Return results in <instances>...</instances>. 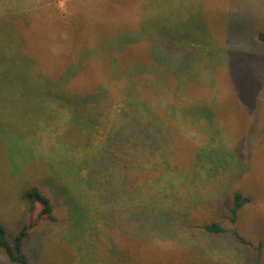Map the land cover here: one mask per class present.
<instances>
[{
    "label": "rangeland",
    "instance_id": "374dc122",
    "mask_svg": "<svg viewBox=\"0 0 264 264\" xmlns=\"http://www.w3.org/2000/svg\"><path fill=\"white\" fill-rule=\"evenodd\" d=\"M68 1L46 0L37 11L0 14V225L10 235L20 231L31 205L30 198L22 199L24 192L39 188L54 211L25 242L32 264H264V44L256 40L264 31V0ZM139 10L145 12V34L198 53L158 45L163 60L179 59V66L191 70L196 87L185 99L191 117L175 123L179 137L172 159L156 153L141 170L144 178L158 176L162 198L170 202L161 220L147 222L143 210L140 222H116V215L114 222H102L87 207L92 191L76 184L85 160L96 155L77 144L42 143L20 132L42 124L51 128L50 118L38 111L45 98L39 86L45 79H65L70 70V79L74 76L66 85L100 99L92 111L94 147L108 142L134 95L133 82L139 94L155 91L146 89L153 76L133 71L152 64L154 44L130 42L124 57L115 48L95 55L127 32L136 36ZM207 50L217 51L219 59L199 58H208ZM59 111L61 121L73 122ZM18 154L22 167L15 162ZM236 192L250 202L233 225L227 216ZM174 195L180 201L172 204ZM211 223L227 231L206 232ZM0 264L15 263L0 254Z\"/></svg>",
    "mask_w": 264,
    "mask_h": 264
},
{
    "label": "trees",
    "instance_id": "16d2710c",
    "mask_svg": "<svg viewBox=\"0 0 264 264\" xmlns=\"http://www.w3.org/2000/svg\"><path fill=\"white\" fill-rule=\"evenodd\" d=\"M72 24L75 22L72 21ZM141 26L137 27L136 36H131L130 32H127L123 36L112 39L110 44H103L101 51L95 54L111 52L115 48V50L123 53L121 56H125L129 52L127 45L133 41L140 42V44L155 45V48L149 49V54L153 56V58L150 57L152 64L145 63L144 65L133 66L134 72L147 73V75L153 76L155 82H152L153 84L146 89L148 91L155 89L154 94L150 92L149 94L137 93L133 82L131 87L133 89L130 93L134 95L129 99V104H125L122 108L120 120L110 133L108 142L100 143L94 147L92 135L94 124L91 122L95 121L97 117L92 115V111L97 108L100 99L85 97L79 91L66 85L64 82L71 81L74 76L72 74L70 79V70L65 72V79H45L44 83L39 86L40 90L44 92L45 98L39 105L38 111L50 118L51 128H46L42 124L36 131L33 129L32 131L20 132V136L30 137L42 143L54 141L56 143L77 144L82 146L87 153L90 151L96 155L92 160H85L86 170L81 169L82 180H78L76 184L88 188L89 192L92 191L91 195H87V198L92 201L87 207H92V211L97 214V218L102 222H114L115 215L116 222H123V220L128 222L130 221L129 218L133 222H140L143 210L147 211V222H158V218L159 221L161 220L160 214L167 212L166 208L170 202L168 198H162L161 193L163 191L159 190L158 179H155L158 176L152 178L154 180H151V177L144 178L142 177L144 175H141V170L145 168L143 167L144 161L156 153L160 156L155 157H162L164 161L172 159L177 137H179L178 127L175 123H186L187 119L191 117L188 112V103L185 102L186 96L192 93L191 87H196L189 77L191 70L188 66H179L182 62L179 59L168 57L167 60H163L161 58L162 51L158 45L167 42L166 44L175 50L188 51L187 53L191 52L195 56L198 53L191 48H179L180 46L171 43L172 41H167L164 37L154 38L149 32L147 35L141 30ZM139 34L142 36L140 37ZM256 40L264 44V31L257 34ZM78 46L76 44V48H79ZM83 47L86 46L83 45ZM203 52L208 58L204 55L199 58L215 62L220 57L217 56V51L216 55L214 54V50ZM77 64L79 65V63ZM173 75L175 79L172 77ZM174 81L173 97L169 99L167 93H170V84ZM180 92L184 94L181 95ZM48 105L51 107H47ZM59 110L72 115L73 122L61 121L56 116L61 114ZM47 112H50V115ZM82 118L89 121L85 122L81 120ZM25 132L30 133L24 134ZM162 147L166 149L162 150ZM16 158L17 161L15 160V162L22 167V155L18 154ZM168 173L174 174L171 170ZM93 176L95 179H92ZM142 179L144 181L140 182ZM170 187L176 189L173 184ZM176 196L174 195L175 201L172 204L180 201V197L176 199ZM22 199H28L31 202L27 211V222L20 231L13 235L8 234L5 227L0 225V254H3L11 263L32 264L25 253V242L32 235L31 233L51 219L54 205L42 194L39 188L25 191ZM249 202V197L240 192L235 193L234 203L227 216L233 225L236 224L239 209ZM173 216L175 218L173 221L177 222L174 212ZM204 229L206 232L214 234L227 231L220 223L208 224ZM234 233L243 243L252 245L237 232Z\"/></svg>",
    "mask_w": 264,
    "mask_h": 264
},
{
    "label": "crops",
    "instance_id": "0c3cea01",
    "mask_svg": "<svg viewBox=\"0 0 264 264\" xmlns=\"http://www.w3.org/2000/svg\"><path fill=\"white\" fill-rule=\"evenodd\" d=\"M70 1L71 0H69L68 3ZM77 1L78 0H74V2ZM45 2L46 0H0V14L2 16H8L10 13H26L32 10L37 11L44 6ZM144 14L145 12L143 10H139L135 14V18L140 26L145 19L143 17Z\"/></svg>",
    "mask_w": 264,
    "mask_h": 264
}]
</instances>
